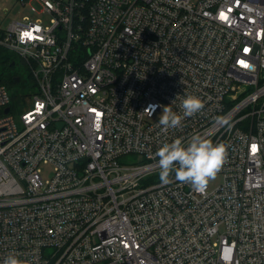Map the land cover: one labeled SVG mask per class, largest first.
<instances>
[{
  "label": "built area",
  "instance_id": "built-area-1",
  "mask_svg": "<svg viewBox=\"0 0 264 264\" xmlns=\"http://www.w3.org/2000/svg\"><path fill=\"white\" fill-rule=\"evenodd\" d=\"M17 1L35 18L0 21V46L36 94L18 124L0 85V264H264V0ZM186 94L204 108L162 131ZM196 134L227 145L206 191L142 187Z\"/></svg>",
  "mask_w": 264,
  "mask_h": 264
},
{
  "label": "clouds",
  "instance_id": "clouds-1",
  "mask_svg": "<svg viewBox=\"0 0 264 264\" xmlns=\"http://www.w3.org/2000/svg\"><path fill=\"white\" fill-rule=\"evenodd\" d=\"M176 99H179V95ZM175 100L172 103H175ZM179 107L182 115L174 112L171 105L163 106L158 120L162 131L167 132L181 126L184 118L191 117L204 108V102L196 95L186 94L180 100ZM144 112L149 116L153 115V110L145 109ZM155 156L158 158L159 180L162 184L170 183V177L174 174L176 181L188 184L197 192L203 193L210 180L215 179L221 170L227 157V145L222 142L214 143L211 139L196 134L186 144L180 138L164 143L158 148ZM2 264L28 262L10 252Z\"/></svg>",
  "mask_w": 264,
  "mask_h": 264
},
{
  "label": "rangeland",
  "instance_id": "rangeland-1",
  "mask_svg": "<svg viewBox=\"0 0 264 264\" xmlns=\"http://www.w3.org/2000/svg\"><path fill=\"white\" fill-rule=\"evenodd\" d=\"M7 12H9V15H6ZM25 15H29L32 18H35V16L30 13L29 6L23 7L17 0H0V21L2 22V29H6L13 20L22 19ZM4 50L10 56L18 59L16 73H19L22 76V82L20 84H13L10 82L9 77L4 71L2 65H0V79H2V83L0 82V84L6 86L10 96L11 113L14 116L15 121L20 124V115L31 106L34 95L36 94V80L33 75L32 68L27 62L22 60L13 51H9L5 48ZM246 89L247 92L239 96V100L233 102V104H237L239 101L249 96L255 91L256 88L254 85H248ZM231 94H234V92H231L230 96ZM228 101H230L229 97L226 98V102ZM148 162L149 161L141 155L135 154L126 155L119 159L120 165L124 167L143 166L148 164ZM42 170L43 178L45 180L53 176V167L51 165H43ZM150 177H153L151 181H142V187H147L160 181L159 172H157L154 176L152 175ZM50 254V250L45 252V255L48 258Z\"/></svg>",
  "mask_w": 264,
  "mask_h": 264
},
{
  "label": "trees",
  "instance_id": "trees-1",
  "mask_svg": "<svg viewBox=\"0 0 264 264\" xmlns=\"http://www.w3.org/2000/svg\"><path fill=\"white\" fill-rule=\"evenodd\" d=\"M0 65H2L4 71L9 77V80L13 84H20L22 82V76L19 73H16V67L18 65V59L10 56L6 53L4 48L0 47ZM19 79V81H16V79ZM0 82L2 83V79H0ZM2 85V84H0ZM5 86V85H3ZM6 87V86H5ZM11 108V106H10Z\"/></svg>",
  "mask_w": 264,
  "mask_h": 264
},
{
  "label": "water",
  "instance_id": "water-1",
  "mask_svg": "<svg viewBox=\"0 0 264 264\" xmlns=\"http://www.w3.org/2000/svg\"><path fill=\"white\" fill-rule=\"evenodd\" d=\"M16 81H19V79L17 78ZM9 111H10V107H8V108L6 109V112H7V113H8Z\"/></svg>",
  "mask_w": 264,
  "mask_h": 264
}]
</instances>
